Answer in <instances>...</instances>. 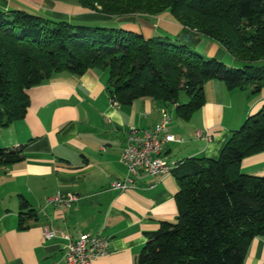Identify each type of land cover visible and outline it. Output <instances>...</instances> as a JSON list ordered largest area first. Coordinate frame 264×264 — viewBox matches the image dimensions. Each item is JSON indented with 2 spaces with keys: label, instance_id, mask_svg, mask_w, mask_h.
<instances>
[{
  "label": "trees",
  "instance_id": "1",
  "mask_svg": "<svg viewBox=\"0 0 264 264\" xmlns=\"http://www.w3.org/2000/svg\"><path fill=\"white\" fill-rule=\"evenodd\" d=\"M53 1V0H47ZM108 15L168 11L192 32L219 44L231 65L181 42L180 34L150 35L98 23L41 17L21 9L0 10V126L25 116L27 90L58 74L106 71V89L119 104L149 98L174 104L190 116L205 102V83L256 96L264 88V0H72ZM180 91L187 96L180 102ZM264 150V103L231 131L216 158L178 160L172 172L177 215L146 233L135 264H243L251 240L264 237V174L241 170V160ZM22 159L0 147V165ZM36 216L22 199L18 228Z\"/></svg>",
  "mask_w": 264,
  "mask_h": 264
},
{
  "label": "crops",
  "instance_id": "2",
  "mask_svg": "<svg viewBox=\"0 0 264 264\" xmlns=\"http://www.w3.org/2000/svg\"><path fill=\"white\" fill-rule=\"evenodd\" d=\"M9 9L81 23L118 21L111 26L145 37L157 35L159 29L181 35L183 29L170 14L118 18L72 0H0V10ZM198 43L203 44L201 48ZM191 45L206 55L213 50L211 56L218 59L229 57L219 44L202 35H196ZM106 78L101 69H88L80 76L55 75L27 90L29 105L22 119L0 126V147L18 150L22 156L20 161L0 165V264H64L66 240L60 234L75 238L81 233L109 239V253L92 264H135L146 233L156 230L161 221L175 220L178 186L173 172L138 171L133 186L124 191L110 188L112 179L122 180L127 174L120 161L126 131L131 126L152 127L165 109L169 132L181 141L164 143L163 156L174 161L216 158L231 131L264 103V90L248 97L247 92L227 89L222 80L212 78L204 86V104L185 120L175 115L174 104L149 98L112 104ZM240 166L245 173L264 174V150L245 156ZM56 192L79 198L69 205H56L50 202ZM22 199L36 216L20 229ZM43 226L55 229L58 236L44 239ZM243 264H264L263 236L251 240Z\"/></svg>",
  "mask_w": 264,
  "mask_h": 264
},
{
  "label": "built area",
  "instance_id": "3",
  "mask_svg": "<svg viewBox=\"0 0 264 264\" xmlns=\"http://www.w3.org/2000/svg\"><path fill=\"white\" fill-rule=\"evenodd\" d=\"M112 104L118 102L109 96ZM162 117L152 127L131 126L125 133L124 145L120 155V161L126 168L124 179H112L110 188L124 191L133 186V175L138 171L149 175L169 174L177 168L179 161L169 160L162 154L163 145L169 141H181L169 132V117L165 109H162ZM200 135V131L198 132ZM209 139L210 136L206 135ZM79 198L76 194L64 195L56 192L50 198V202L56 205H69ZM42 236L46 240L58 236L55 229L43 226ZM66 242L62 249L64 264H92L96 259L109 253V239L99 234L81 233L75 238L60 234Z\"/></svg>",
  "mask_w": 264,
  "mask_h": 264
},
{
  "label": "rangeland",
  "instance_id": "4",
  "mask_svg": "<svg viewBox=\"0 0 264 264\" xmlns=\"http://www.w3.org/2000/svg\"><path fill=\"white\" fill-rule=\"evenodd\" d=\"M164 15H169V12L168 11H165L164 12ZM118 18H120V17H124V15L123 16H117ZM116 23V22H118V21H110V20H102V21H100V23L101 24H103V25H105V26H111L113 23ZM157 35H162V36H164V35H167V36H170V37H174L175 35H173V34H171V33H169V32H167L166 31V29H165V31L164 30H161V29H159L158 30V33H157ZM205 40H203V42H204ZM207 43V42H206ZM203 44L202 43H198V48H201V46H202ZM205 45V44H204ZM207 45V44H206ZM208 47V46H207ZM213 49V48H212ZM210 52H208L207 54L208 55H206V54H204V55H206V56H211V55H213V50L211 51V50H209ZM221 60H223L224 62H225V64H227V65H231L230 64V58L229 57H227V56H225L223 59H221ZM231 66H235V65H231ZM263 90H264V88H263ZM262 91V90H261ZM261 93V92H260ZM259 93V94H260ZM258 94V95H259ZM179 98H180V102H186L187 101V96H186V94L184 93V91H180V95H179ZM244 122V119H243V121H242V123ZM242 123H241V125H242ZM240 125V126H241ZM249 174V173H248ZM262 175V174H261Z\"/></svg>",
  "mask_w": 264,
  "mask_h": 264
},
{
  "label": "water",
  "instance_id": "5",
  "mask_svg": "<svg viewBox=\"0 0 264 264\" xmlns=\"http://www.w3.org/2000/svg\"><path fill=\"white\" fill-rule=\"evenodd\" d=\"M196 35L199 34H194L192 32H184L181 34L180 41L191 45Z\"/></svg>",
  "mask_w": 264,
  "mask_h": 264
}]
</instances>
